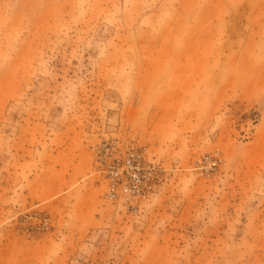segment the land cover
<instances>
[{
  "label": "rangeland",
  "instance_id": "1",
  "mask_svg": "<svg viewBox=\"0 0 264 264\" xmlns=\"http://www.w3.org/2000/svg\"><path fill=\"white\" fill-rule=\"evenodd\" d=\"M260 88L264 0H0V264H264Z\"/></svg>",
  "mask_w": 264,
  "mask_h": 264
},
{
  "label": "built area",
  "instance_id": "2",
  "mask_svg": "<svg viewBox=\"0 0 264 264\" xmlns=\"http://www.w3.org/2000/svg\"><path fill=\"white\" fill-rule=\"evenodd\" d=\"M102 151L106 163L102 172L107 182L108 197L111 200L121 197L122 200L130 201L145 196L151 180L150 175L154 171L152 163L145 164L143 161L148 150L144 147L129 146L122 154L119 142L112 141L109 144H103ZM219 162V155L215 152L212 155L200 157L195 168L202 176L214 171Z\"/></svg>",
  "mask_w": 264,
  "mask_h": 264
},
{
  "label": "crops",
  "instance_id": "3",
  "mask_svg": "<svg viewBox=\"0 0 264 264\" xmlns=\"http://www.w3.org/2000/svg\"><path fill=\"white\" fill-rule=\"evenodd\" d=\"M261 89V88H260ZM259 89V90H260ZM181 90V88H179V89H173V90H171V92L170 93H166L165 95H168V96H166V97H169L170 95H172V94H176V95H178V93H176L177 91H180ZM256 90L257 89H254L253 91L254 92H256ZM261 90H264V89H261ZM256 93H258V91L256 92ZM239 95V94H238ZM257 95V96H256ZM180 96V95H179ZM244 98H248L247 100L249 101H254V103L253 104H258V106H262V105H264V97H261V95H259V94H255V95H253L250 99H249V97H244ZM172 103H170V102H168V100L164 103V105L163 106H172L171 105Z\"/></svg>",
  "mask_w": 264,
  "mask_h": 264
},
{
  "label": "bare ground",
  "instance_id": "4",
  "mask_svg": "<svg viewBox=\"0 0 264 264\" xmlns=\"http://www.w3.org/2000/svg\"><path fill=\"white\" fill-rule=\"evenodd\" d=\"M116 198H119V200H122V199H123V198H121V197H116ZM116 198H115V199H116ZM138 199H139V198H138Z\"/></svg>",
  "mask_w": 264,
  "mask_h": 264
}]
</instances>
